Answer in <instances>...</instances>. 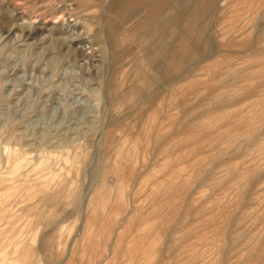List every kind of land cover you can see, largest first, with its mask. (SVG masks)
<instances>
[{"label":"rangeland","instance_id":"1","mask_svg":"<svg viewBox=\"0 0 264 264\" xmlns=\"http://www.w3.org/2000/svg\"><path fill=\"white\" fill-rule=\"evenodd\" d=\"M0 264H264V0H0Z\"/></svg>","mask_w":264,"mask_h":264},{"label":"bare ground","instance_id":"2","mask_svg":"<svg viewBox=\"0 0 264 264\" xmlns=\"http://www.w3.org/2000/svg\"><path fill=\"white\" fill-rule=\"evenodd\" d=\"M138 1H140V0H138ZM208 1V0H207ZM143 3H144V0H143ZM107 4V3H106ZM139 4V3H138ZM164 3H160V5L162 6ZM135 5V4H134ZM160 5H158V6H155V8L158 10V9H160L161 8V6ZM70 6V5H69ZM67 7V8H69V9H71V7ZM70 11V10H69ZM159 11V10H158ZM168 11V10H167ZM166 11V12H167ZM15 12V11H14ZM118 14V13H117ZM123 14V13H122ZM124 16V15H123ZM14 18V17H13ZM17 18V17H16ZM118 18H121L120 17V15H118V17H117V19ZM10 21H12V20H10ZM10 21H7V22H10ZM77 23V22H76ZM5 28V27H4ZM151 55V54H150ZM175 55H176V62H175V65H174V67H175V69H179L180 67H181V65H182V62L184 61L183 59H184V52L182 51V48H179V49H177L176 51H175ZM152 56H155V55H152ZM149 59V60H148ZM146 58V60H145V62L142 64L143 65V67H145V68H147V67H150L152 64H153V61H151L152 60V57H149V58ZM138 67H139V65H138ZM138 69V68H137ZM140 69V68H139ZM138 69V70H139ZM139 71H141V70H139ZM143 72V71H142ZM145 73V72H144ZM159 111V110H158ZM144 114V113H143ZM152 117V116H151ZM146 128V127H145ZM139 130V129H138ZM150 130V129H149ZM137 131V130H136ZM144 131L146 132L147 130H145L144 129ZM141 132V131H140ZM150 132V131H149ZM143 133V132H142ZM148 134V133H147ZM150 134V133H149ZM130 135V134H129ZM136 135V134H135ZM123 161V160H122ZM124 162V161H123ZM122 165V164H121ZM123 167V166H122ZM122 170V174H121V183L119 184L120 186H119V189H121V188H123V189H121V190H119L118 192H117V197H119L120 198V200H126L125 198H126V196H127V190H126V186H125V184H124V176H123V168L121 169ZM96 191V190H95ZM96 194V193H95ZM101 201V200H100ZM91 202H93V198L91 199L90 198V203ZM100 204H102V203H100ZM103 205V204H102ZM99 210V209H98ZM102 210V212H103V209H101ZM100 210V211H101ZM96 210H94V211H92V214H95V215H98V214H100V211H98V212H95ZM90 216H93V215H90Z\"/></svg>","mask_w":264,"mask_h":264}]
</instances>
